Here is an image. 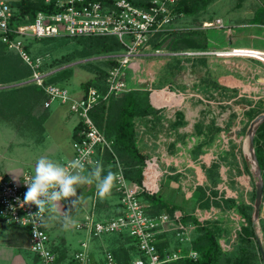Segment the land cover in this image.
I'll use <instances>...</instances> for the list:
<instances>
[{
	"label": "crops",
	"instance_id": "obj_1",
	"mask_svg": "<svg viewBox=\"0 0 264 264\" xmlns=\"http://www.w3.org/2000/svg\"><path fill=\"white\" fill-rule=\"evenodd\" d=\"M253 18L249 22L228 24L233 29L230 35L223 32L229 35L227 36V45L224 48L216 49L209 47L208 42H206L204 47L199 48L198 54L193 58L191 57L193 60L183 56H150L132 62L128 66L131 85H135L137 82L145 85L151 84V87L153 86L157 90L169 85L170 89L174 87L185 92L178 101L174 99L171 103L158 107L153 103L149 91L143 90L148 91V102L152 110L134 119L137 133L136 147L145 157L144 161L150 156H156L160 172H163L159 182V191L155 193L159 200L168 204V207L162 212H167L172 218L177 215L179 218L176 220L179 222L183 215H191L200 224L202 223L195 216V211H197L198 206L200 207L204 198H211L205 174L206 172H230L222 164L223 160L229 158L230 153L231 156H235L239 163L231 172H251L252 170L255 172V163H250L249 128L253 120L264 112V104L259 106V102L264 101V63L248 52H264V19L255 22ZM201 33L204 34L202 31ZM240 37L243 40L237 39ZM162 48L170 49L167 46ZM180 64L181 67L178 66ZM165 74L167 76H164ZM159 80L161 81V88L156 85ZM169 95H173L171 91H169ZM42 100L43 98L31 110L34 121L37 117L43 116L45 112L49 114L51 109V107L42 109ZM257 108H259L260 113L252 116ZM34 109L37 113H34ZM66 110L67 112L62 115L59 121L58 127L61 130L50 131L53 133V141L51 145L46 147L38 145L40 140H43L44 136L47 135L42 134V125L37 126L36 122L32 123L33 121L29 122L24 119L13 120V123L10 120H4L0 123V130H4L6 133V138L0 139V169L12 178L18 179L23 170L30 169L26 166V162L32 163L34 172L31 173L35 175L36 162L42 156L49 159L50 156L57 157L65 153L68 155L67 158H70L74 138L73 130L78 123V118L70 113L67 108ZM9 125H12V128L15 127L16 133L14 134L16 137L12 138V141L15 146H18L15 152L18 155L9 151L11 148L9 144L11 137L9 130L7 131ZM69 125L71 131L67 129ZM68 134H70V142L67 146L65 142H62L61 137ZM32 148L33 150H31ZM27 149L34 152L32 159L28 156L31 152H28ZM252 151L254 152V147H252ZM35 154L37 157L34 158ZM64 160L61 156L59 163ZM208 161L216 163L211 169L213 171L207 168L206 162ZM142 164L137 165L136 170L141 172ZM251 165L253 166L252 170ZM127 179L136 182L134 179ZM218 184L217 190L220 189L218 186L222 185ZM85 185L87 184L80 186L77 190V195L81 197L80 202L72 207L70 201H62V211L71 209V215L77 223L87 214L92 215L93 218L102 219L118 213V196L116 193L112 192L111 196L100 198L97 196V189L94 188L96 186L93 183L85 190L89 191L90 194L96 191V198L92 200L93 197L91 196L89 201L85 203L87 200L83 190ZM235 186L238 187L236 184ZM92 188L94 189L92 190ZM199 189L205 195L202 198L195 195ZM219 192L217 191V193ZM240 192H242L241 189ZM173 195H181L184 200L178 201L174 199ZM221 201L219 200V202ZM145 202L151 208V203L146 200ZM210 202L212 205L213 200ZM63 204H66L67 209L63 207ZM193 210L195 211L192 212ZM45 224L50 236L59 241V257L65 259V264L68 260L67 254L76 249L71 251L68 248L69 243L66 242V233L62 226V213H46ZM183 224L196 226L189 219ZM20 231L0 228V264H20L29 259L28 237L24 239ZM85 233L88 238L78 241L79 247L82 241L85 242L86 252L94 259L102 255L105 243L108 250L128 249L131 245L129 239L127 240L119 234L95 238L89 233Z\"/></svg>",
	"mask_w": 264,
	"mask_h": 264
},
{
	"label": "built area",
	"instance_id": "obj_2",
	"mask_svg": "<svg viewBox=\"0 0 264 264\" xmlns=\"http://www.w3.org/2000/svg\"><path fill=\"white\" fill-rule=\"evenodd\" d=\"M20 1L0 0V42L7 50L17 54L31 72L19 82L1 84L0 89L36 84L44 93L42 109L50 108L55 102L77 116L81 127L72 140V155L60 164L67 166L71 161L82 158L86 169L96 168L101 164L106 150L113 155V172L119 174L112 190L118 196V213L102 219H94L87 214L75 227L95 238L109 234L130 237V244L136 251V255L122 262L111 250H105L100 259H94L83 248L75 250L70 261L76 264H164L185 257L197 259L198 252L191 248V233L196 226L180 223L176 220L179 218L177 215L172 218L167 212H150L143 198L144 193L151 195L159 191L163 172H160L158 158L150 156L145 159L141 166L140 183L129 181L124 175L122 163L112 150L113 141L98 129L89 114L98 101H108L132 90H148L152 98L157 92L169 94L171 91L177 101L184 95V91L174 87L170 89L169 85L159 90L152 88L151 84L140 82L131 85L128 73V66L132 62L150 56L194 57L198 54L194 49L172 50L152 46L151 39L157 34L186 31L185 25L180 24L184 13L177 10V0H142L141 5L130 0H44L49 10H39L32 17L20 12ZM207 28H218L229 35L233 29L220 17L203 21L200 29ZM90 36L114 37L119 44V49L79 61H115L106 69L105 88L99 90L89 86L82 89L79 95H74L64 86L48 83L47 78L57 70L43 68L44 58L33 56L28 43L41 38ZM248 54L264 63V52L251 51ZM150 166L156 168L157 172H148ZM32 177L34 175L27 169L18 179L0 169V228L15 226L27 229L28 249L31 258H34L32 264H58L55 247L59 246V241L50 236L45 224L46 213L42 214L43 218L33 217L38 212L37 207L24 202L27 183ZM238 218L235 220H240ZM169 231L174 232L175 244L171 247L158 246L161 234ZM81 246L85 247V242L82 241Z\"/></svg>",
	"mask_w": 264,
	"mask_h": 264
},
{
	"label": "rangeland",
	"instance_id": "obj_3",
	"mask_svg": "<svg viewBox=\"0 0 264 264\" xmlns=\"http://www.w3.org/2000/svg\"><path fill=\"white\" fill-rule=\"evenodd\" d=\"M260 5L261 6L264 5V0H212L207 5L206 8L200 10L199 12L195 14H185L184 13L183 19L181 20L180 24H182L183 26L185 25L186 32L187 31L191 32L193 30L204 32L209 47L220 49V48H224L227 45V42H228L227 36L229 35H226L223 33V31L215 29V28H207L205 30L204 29L201 30L200 28L202 26V22L212 21L215 17L222 18L223 21L227 25L232 24L234 22L235 23L249 22V20H251L254 17L256 9ZM182 36L192 37V35H182ZM233 38L235 40V36ZM237 39L243 40L241 39V37ZM175 43L176 42L173 40L171 44L169 43L170 45H168L167 47L169 48L174 47L173 44ZM2 47L3 49H1ZM28 47H30L29 50L33 56H42L44 58L45 64L43 68L49 71H51L52 69L58 71V70H61L62 67L64 66H69L71 68V74H70L71 76L67 78V80L64 83H62L63 86L67 89V91L70 94H75V95L80 94L83 88L82 84L85 83L88 79L95 78L94 76L99 72L96 70V68L103 69L105 65L103 61H98V60H92L90 66L82 65V63L79 62L82 59H78L77 57L78 55L76 53V51H78L82 47V43H80L78 40H73L70 38L37 39V40L32 41L30 44L28 43ZM194 50L198 51L200 49L197 47V48H194ZM8 54L9 56H7ZM5 55L7 56V58L8 57L16 58V54L13 52H11L10 54L9 50H7L5 45H3L0 42V75H2L4 72H7V69H6L7 66L5 64V60H6ZM183 57H187V58H190V60H193L192 59L193 57L191 58V57L184 56V55ZM195 59L197 58L195 57ZM178 66L181 67V64ZM164 76H167V74H165ZM166 81L168 80L166 79ZM156 85L160 86L161 81L160 80L157 81ZM153 88L156 89L155 87ZM136 91L140 93L148 92V91H143V90H136ZM7 94L10 95V98L12 99L14 98L17 101L15 102V104L12 103L11 107H7V106L3 107V112H8L10 116H8L9 118L8 117L2 118V116L0 115V123H2L4 120H7V121L10 120L13 123V120L18 121L19 119H24L25 121H29V122L33 121L32 123L36 122L35 124H37V126L42 125L43 127V129H41L42 134L43 135L47 134L46 136H44L43 140H40L38 145L39 146L42 145L41 147H46L47 145H51L53 141L52 139L53 133H50V131L54 132V131L61 130V128L58 127L59 121L61 120L62 115L67 112L66 110L67 107L61 106L58 103L54 102L51 105L49 114H46L45 116H43L42 120L41 118L37 117L34 121L33 120L34 116L31 114H30L31 116L23 115L21 113H13V115H11V113L14 111V108H20V106L22 107L24 106V103L18 97L21 94L23 95L21 90H18V89L16 91L11 90ZM26 108L28 107L26 106ZM33 111L34 113H37L35 112V109ZM137 117H140V116H137ZM9 126L10 127L7 128V131L9 130L10 137H11L10 143H9L11 148L9 151H12L11 153L18 155L17 153H15L18 146H15L14 142L12 141L13 140L12 138L16 137L14 134L16 133L14 129L15 127L12 128V125H9ZM67 129L71 131L70 125L68 126ZM2 138H6V133L4 132V130H0V139ZM61 138H62V142H65V144L68 146V143L70 142V134L62 135ZM252 147H254V143L252 144ZM71 148H72V145H71ZM31 150H33V148ZM31 150L27 149L28 152H31L28 155L30 159H32L33 153H34ZM61 156L63 159H65L64 161L69 159L67 158L68 155H66L65 153L61 154ZM61 156H57V157L50 156L49 159L59 162ZM35 157H37V154H35L34 158ZM220 159L223 160L222 158ZM223 161L225 162L223 163ZM223 161H222L223 167L224 168L227 167L228 168L227 171H230V172H206L205 174L206 182H207V185L209 186V191H210L209 193L211 195L210 200H213V202H212V205L209 204L208 207L198 206L197 211H196L197 218L202 222L201 223L202 225L210 224L211 227L216 226V228H218V230L215 233L216 244L214 247H215L216 252L220 254L219 262L231 263L232 260H234V258H236L239 255L249 256L251 254L250 256L252 260L251 263L261 264L260 258H259L260 251H259L258 243L255 238V233H257L258 237L260 238L262 242V246L264 247L263 233H262L261 225L259 221L260 218L264 219V191L262 193L261 202L259 205L258 217L255 218L253 210H254V204H255L256 183L258 181V177L256 176L255 172L252 170L253 166L251 165V170H252L251 172H231L232 169H235V167L239 164L235 156H231V153H230L229 158L227 157V159ZM251 162H253L252 159H250V163ZM26 164H27L26 166L30 168L29 170L31 172H34L32 163L29 161V162H26ZM215 164L216 163H213L212 161L206 162V166L207 168H209L210 171H213L211 169L214 168ZM218 183L220 185L222 184L221 186H218L220 188L219 190L216 189V186ZM235 184L238 187H236ZM89 186L90 185L88 184L83 186V190L85 193L84 195L87 196L85 198L87 199L85 200V203L86 201H89V198L91 196L93 197L92 200H95L96 198V191L95 192L92 191L93 193L90 194L89 191L85 190V188ZM94 188H92V190ZM240 189L242 190V192H240ZM217 191H220L219 193L221 197L219 193H217ZM195 195L196 197H199V191H197V194ZM234 198L237 199V202H235ZM174 199L178 201H183L184 197H182L181 195L180 196L175 195ZM210 200H209V203H211ZM219 200H222V201L219 202ZM63 207L67 209L66 204H63ZM194 211L195 210H193L192 212ZM236 218L240 220H235ZM94 219H97V218L94 217ZM198 226L199 225H197V229L199 228ZM244 227L247 228V231L243 229ZM63 230L66 233V236H65L66 242L69 243L68 248L71 251L73 249L77 250V249H83V248L84 250H86L87 248L86 244H85V247H82L81 245L79 247V244H78L79 243L78 241L85 240L86 238H88L85 231L78 230L76 229V227H70L68 229L63 228ZM170 232L171 231L164 232L159 237L160 242L165 243L164 245L168 247H171L172 245L175 244V241L173 238L174 232H171V233ZM191 234L193 236H196V234L198 233H196V230L195 231L193 230V233ZM129 241H132V239L130 238ZM186 246H188V243H186ZM104 247H105L104 248V251H105V249L108 248L106 243L104 244ZM58 250H59V252L57 251L58 256H60V248H58ZM72 253L73 251L67 254L68 260L65 262V264H68L70 262ZM27 254L29 255V253ZM132 255H136L135 249H132L130 251V256ZM102 256H103V253L97 259H100ZM30 257L31 255L28 256L29 259H27L26 261L20 264H32L33 263L32 261L34 260V258H30ZM64 261L65 259L59 257L58 264H64Z\"/></svg>",
	"mask_w": 264,
	"mask_h": 264
},
{
	"label": "trees",
	"instance_id": "obj_4",
	"mask_svg": "<svg viewBox=\"0 0 264 264\" xmlns=\"http://www.w3.org/2000/svg\"><path fill=\"white\" fill-rule=\"evenodd\" d=\"M136 5H141L142 0H130ZM212 0H177L176 8L178 11H181L185 14H195L200 10L207 7V5ZM20 6V12L23 14H28L32 17L39 10H49V6L44 3V0H21L18 2ZM264 19V5L259 6L256 10L253 21H262ZM182 35H192V37L182 36ZM41 39H55V38H41ZM73 40H78L82 43V47L76 51L78 59H86L98 54L109 52L115 49H119V44L116 38L114 37H74L70 38ZM176 43L173 44L174 47H170L173 50H188L194 48H202L207 42L206 36L200 31L193 30L174 32L172 34H157L151 39L153 47H164L171 44L172 41ZM170 43V44H169ZM3 49V47L1 48ZM10 52V51H9ZM11 54V52H10ZM6 56V55H5ZM9 56V54L7 55ZM5 57V64L7 66V72H4L0 75V84H9L14 82H19L30 75V68L26 64H22L21 58L16 54V58ZM4 58V59H5ZM22 61V62H21ZM105 64L103 69L96 68L99 71L93 78L88 79L85 83L82 84L83 89L88 88L89 86H94L99 90L105 88V77L106 69L115 64L114 60H104ZM82 65H91V61L82 62ZM6 74V76H5ZM71 74V68L69 66L62 68L51 74L47 78L48 83H54L62 85ZM21 90L23 95L18 96L20 100L24 103V106L20 108H14V111L11 113H21L23 115L31 116V110L34 106L44 97V93L41 87L36 84H24L20 86H12L10 88L0 89V115L2 118H7L9 115L8 112H3V107H11L12 103L15 104L16 99L10 98V95L7 93L9 91ZM6 91V92H4ZM5 93V94H3ZM5 95V96H4ZM12 100V101H11ZM15 100V101H14ZM14 101V102H13ZM20 102V101H19ZM264 101L259 102V106H262ZM26 106L28 108H26ZM26 108V109H25ZM152 108L148 102V93H140L136 90L125 92L120 94L117 97L110 98L108 101L100 100L98 101L91 109L90 116L98 127V129L108 138L113 141L112 150L117 156L118 160L122 163L124 167V175L127 178L134 179V181L140 183L142 179L141 172L136 170V166L144 162V156L136 147V130L134 119L137 116H141L151 112ZM260 113L259 108L254 110L253 115ZM47 112L43 114L45 116ZM41 116V120L43 119ZM9 118V117H8ZM34 120V118H33ZM81 127L80 122H78L73 130L74 138L77 135L79 128ZM254 143V153L255 158L260 168L261 177L263 180V191H264V120L259 124L255 131L253 138ZM113 155L107 150L104 152L101 166H102V176H106L108 171H114V165L112 163ZM108 167H107V166ZM157 195L145 194L143 197L147 202H150L151 208L150 212L158 213L162 212L163 209L168 207V204L159 198ZM204 195L203 191L199 189V197L202 198ZM209 198H204L200 203V207H208ZM231 201V199H230ZM233 202V200H232ZM174 207V206H172ZM192 220L196 224V236L193 237L191 241V248L198 252L199 257L197 259L191 258H181L169 263L164 264H252L251 263V254L249 256L239 255L231 263L219 262V255L215 250V233L218 228L211 227L210 224L200 225V222L196 220L194 216L183 215L180 219V223H185L186 220ZM261 230L263 233V242H264V219L260 218ZM197 225H199L197 229ZM247 226V225H246ZM244 230L247 231V228L244 227ZM10 230H21L20 234L23 235L24 239L28 236V231L25 228L11 226ZM198 230V231H197ZM253 232V231H252ZM127 240H130V237H125ZM131 242V241H130ZM165 243L159 242L158 246H164ZM59 246L55 247V250L59 251ZM264 248V247H263ZM134 249L133 244L127 248H118L117 250H111L117 260L126 262L130 256V251ZM260 251V250H259ZM260 262L262 264V258L260 253ZM59 261V258H58ZM69 264H76L73 261H70Z\"/></svg>",
	"mask_w": 264,
	"mask_h": 264
},
{
	"label": "clouds",
	"instance_id": "obj_5",
	"mask_svg": "<svg viewBox=\"0 0 264 264\" xmlns=\"http://www.w3.org/2000/svg\"><path fill=\"white\" fill-rule=\"evenodd\" d=\"M102 166L87 171L82 158L71 161L67 166L59 162L40 157L35 166V175L27 183L24 202L35 205L38 212L33 217L43 218L42 214L62 213V226L65 229L75 227L76 219L71 215V209L62 211L61 202L70 201L72 207L80 202L77 190L84 184L95 183L97 195L100 198L111 196L119 174L111 170L102 176Z\"/></svg>",
	"mask_w": 264,
	"mask_h": 264
},
{
	"label": "water",
	"instance_id": "obj_6",
	"mask_svg": "<svg viewBox=\"0 0 264 264\" xmlns=\"http://www.w3.org/2000/svg\"><path fill=\"white\" fill-rule=\"evenodd\" d=\"M264 120V112L261 113L259 116H257L253 122L251 123V126L249 128V135H250V151H251V159L253 160V162L255 163V174L258 177V181L256 183V193H255V204H254V217L257 218L258 217V213H259V205L261 202V197H262V193H263V180L260 174V168L258 166V163L256 161L254 152L252 151V144H253V136L254 133L258 127V125ZM255 225V223H254ZM255 238L256 241L258 243L259 246V250L261 253V258H262V264H264V248L262 246V242L260 240V238L258 237L257 233H255Z\"/></svg>",
	"mask_w": 264,
	"mask_h": 264
},
{
	"label": "bare ground",
	"instance_id": "obj_7",
	"mask_svg": "<svg viewBox=\"0 0 264 264\" xmlns=\"http://www.w3.org/2000/svg\"><path fill=\"white\" fill-rule=\"evenodd\" d=\"M173 100L174 98L171 95L162 91L157 92L153 95V103L156 105L169 104ZM148 170V172H157L156 168H154L153 166H150Z\"/></svg>",
	"mask_w": 264,
	"mask_h": 264
}]
</instances>
